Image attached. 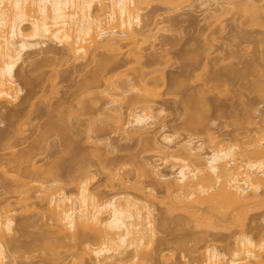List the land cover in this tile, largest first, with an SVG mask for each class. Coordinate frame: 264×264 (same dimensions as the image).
Wrapping results in <instances>:
<instances>
[{"label": "rangeland", "instance_id": "rangeland-1", "mask_svg": "<svg viewBox=\"0 0 264 264\" xmlns=\"http://www.w3.org/2000/svg\"><path fill=\"white\" fill-rule=\"evenodd\" d=\"M148 1L149 0L146 1V3L148 4L143 3V6L141 5L143 9L142 15L144 18V22L142 23V25L144 24L143 26H145V34L141 32L143 34H141L140 39L138 38L139 42L137 44L130 43L127 48H125V46L122 54L120 53L121 51H111L109 49H107L106 51L104 48L97 51V54L99 55L96 56H100L99 58H101V55L102 57L104 56L103 58H105L106 56L109 58L112 57L113 61L115 60L113 59L115 57L118 59V61L122 62L123 65L127 60L129 64L126 63L124 67L121 64V67L119 63L113 61V63L115 62V64L119 65L121 69L117 70L118 72L116 71V74H112V76H114L113 78L110 75L111 82L110 80L108 81L110 82V85H104V82H108L102 80L103 83H101L103 85H100L101 83L98 84L99 88L96 89L97 84H92V86L95 85L93 86V88L95 87L96 89V94L95 90H92L94 92L93 96L92 93H85V88L83 90L80 88V86L85 82L84 77H86L85 75H87L88 71H92L93 69L97 68L96 66L98 65V63L96 62L97 65H95L92 57H90V59L92 60H90V63L89 61L87 62V60L83 59H71V56H67L68 54L65 55L66 51L63 50L64 48L54 43H47L38 48H33L34 50H29L30 52L28 51L24 55L23 61H21V63L18 65L16 71L17 79H19V75L22 74V76L27 75V77L29 76L28 78L32 77L33 80L36 81L37 79L39 80V78H48V80H53L54 76H56L53 73L58 71H60L58 73L61 77L58 75L57 78H60H58V80L56 78L58 87L55 88H57V91L53 89V93H50L49 91L51 90H48L50 86L46 87L50 82L48 83V80L45 79L47 83L44 80V84L46 85L44 89L45 91L48 90L45 93L46 95L43 94V90H41L40 92V89L38 88L35 91L36 93H38L36 94L34 92L33 97L31 96L33 95L31 92L33 91V89H29L30 86L25 88L23 84L20 83V80H17L18 83H20V86H22V88H25L20 95V100H18L17 103L15 102L14 104L5 102L4 105V102L2 103L8 108L7 110V108L3 106V111L1 110V112H4V115L7 114L6 112H8L9 109L10 111L11 109L20 111V109H22L23 107L28 106L23 105V101H25V98L27 99L28 96V101H31V104H33V106H31L30 104L31 108H26L30 109L28 110V113L32 111L30 113L31 115H26L28 117L24 116L26 118H24V120L22 119L23 121L20 122V128L18 125H16L19 130L13 126V128L16 129L15 132L17 131L16 134L14 133V139H10L13 141H11L10 143L9 140L3 139V142L2 140L0 142V210H4V207L6 208L8 204L10 205V207L7 208H14V210L16 209L14 212V216L16 219L14 222L16 224L14 225L15 230H13V233L11 232V236L8 235L7 238L11 242L10 243L8 241V244L11 246L13 243L14 246L12 245L13 247H7L6 255L9 258L6 260V264H68L69 260V263L71 262V257H69L68 255L70 253L67 254L66 252L62 251L60 253L58 252L57 255L55 252L52 253L45 247L41 246L42 243H39L41 240L38 241V239L42 237L43 234H46V232V235L50 234V236L52 237V233H48V231L52 232L50 222L47 223L46 221H48V219H44V217L42 218V214H44V210H46L44 209V206H42L43 203L40 204L41 201H39L38 198H36V200L34 198V200H31L33 201V204H35L33 205L34 207L30 206L31 208L27 207L26 209H24L25 207H23L22 209V205L20 204V206L19 202L17 203V201L19 200L18 197H23V195H25L24 193L19 195V193L23 192L22 190H25L23 189L25 187H22V190L20 189L22 192L19 191V188H21L19 186L21 185L18 186V184H20V178L18 175H23L24 173L26 174V172L25 170H23L24 172L22 173L21 169H19L21 172L17 171L18 165L14 164L16 165L14 167L12 163H17L13 162L14 160H16L14 158H17V156L21 155V153H25L23 151L28 150L27 148L33 146V149L36 147L35 149L40 152L39 154L36 150H33L34 152L38 153L37 156L33 155L35 157L33 162L35 161L36 165L40 167H47V165L51 166V163H54L55 161H57V159L64 160L63 165L65 167L63 165H61L62 167L58 166L61 167V169L59 170V168L56 167L58 168V171L56 170V168L55 171L60 174L62 173V175L59 174L60 178H58L63 180V182L60 180L63 185L65 184L62 187L64 188L65 192L67 190L69 194L76 191L77 182L75 180V177L76 175V179H78L79 177V172H77L79 170H77V168H88V174L93 177L89 182V187L91 188L92 192L97 193L100 199L104 200L108 199V197H110L112 194L124 192V190H126V188L121 186L122 184H120V178L116 177L118 178V180L116 181L115 173L117 174V171H120V175H122L123 177L127 175L130 178L129 179L128 177H125L126 180L129 179V182L127 183L128 185L124 186L127 188L129 187L127 190L132 192L133 194H135L136 192L132 187L133 184L141 182L144 186H146L147 182L149 184V181H152L150 177L147 178L146 175H143V168L139 167L142 166L143 163H147V161L156 162L160 158V154H158V151L156 150L157 146L155 147L156 144L152 146L150 142H147L150 137L152 138L151 140L156 143V141L160 139L161 134H164V132L174 134L175 137L177 136L175 139L176 141L188 139L189 136L193 135L191 137H194V142L197 144L203 143V147H205L204 149H206L205 151L207 153L211 150V148L213 149L216 147H223L228 145H238V148L240 147L243 149H247L246 146L248 147L249 143H251L249 141L250 137L263 134L264 95L262 94L264 93H259L260 91L258 92L256 90H259L260 87H262L261 90L264 89V0H253V2L255 1V6L258 7L256 9V7L254 6L255 10H252L253 7L249 6L251 8V12L248 8L247 11L243 10L244 12H242L241 10V8L244 9V7L247 6L246 4H249L246 3L244 6V3L248 0H219L220 4H211V7L208 8L203 5L205 0H191V2H189L190 0H181V2L179 0V2L177 1L176 4H173L174 2L172 3L173 5L168 4V6L170 7L162 3L163 1L161 0ZM212 3L214 2L212 1ZM241 3L244 7H242ZM256 10H258V13L255 12ZM253 11L256 13L254 18L253 16H250L254 15ZM214 13L216 16L214 15ZM252 18L254 20L260 19L257 20L260 25L256 24L258 23L256 20V23H254V20L252 21ZM142 28L141 30H143ZM143 71L147 73L149 72L146 80H149V87L158 94L154 97L155 99L152 100V103L150 101L149 104H152L153 110H156L157 113L158 108L159 110L163 108L165 112L163 113L164 115H160L161 118L159 117V121L157 120L158 123L156 125L158 127L156 125L153 126L149 129L150 131H148V133H146L143 138L138 139L137 136H134V138L133 136L131 137V135L127 136L128 129L132 130L130 129L131 127H128L125 130L122 125L116 123L118 121H114L117 120L115 118L116 114L114 113V120L110 118V115L115 112L112 109L115 105H113L112 103H116L118 108H120L121 106L120 109L122 111L120 109L119 110L123 113V115L127 114V116H129L131 112V114H133V110L135 108V110L137 111L141 110L142 105L134 104L132 107L135 108L131 109L129 107L132 111L129 110L128 106L131 104L129 103V99L127 102L123 100L122 97L120 99H118V97H111V95H114L111 93L113 90L111 88L113 87L111 86V84H113L114 82L115 87L118 85L122 86L123 83H126V81L124 82L126 78L129 79V76L130 80L137 78V76L140 78V73ZM142 76L141 78H143L142 80H144V77ZM141 78L140 80L138 78L133 80L134 88L133 90H131V93L133 91L135 96L136 94L139 95V92H141L140 94L143 93V89L141 91V87L143 88L144 82L146 80L143 82L141 81ZM107 79H109V77H107ZM116 82H121L122 84L117 83L116 85ZM257 86L259 87L256 88ZM81 87L83 88L84 84ZM30 88L34 87L31 86ZM79 89H81L83 92ZM119 89H122V92L124 93L122 87ZM109 90L111 91L110 93L108 92ZM29 91L31 93H28ZM76 91L78 92V96L82 97L84 95V99L86 98L85 100L83 99V97L81 99H78L80 101L82 100L83 103L87 99L92 100H87V103L85 102L87 106L91 103V107L93 108L94 103L92 104V102L96 100L94 101L96 102V104L93 110H91V112H94L92 113L93 115L90 114L91 112L89 109V105L88 109L90 115L88 114L86 116V114L84 113L85 115L82 116L83 114L81 113L84 111L87 112L88 109H85L83 111V109H81L83 108V106H80L79 108L80 103L77 99H75L78 97ZM74 93H76L74 98L76 101L73 99ZM113 93H115L116 96H120L119 93H121V91L116 93L113 90ZM123 93H121V96L123 95ZM35 94L37 97L35 96ZM128 94L130 96L129 92L125 96L127 97ZM70 95L72 96V98H70ZM131 95L132 97L134 96L133 94ZM260 95H262V97ZM30 96L32 97L31 100ZM129 96L127 98L131 97ZM200 96H202V99ZM94 97L96 98L93 100ZM68 98L73 99L75 103L78 102V106L74 103V105L77 107L73 105V108H75V110L81 109V115L77 110V112L73 114V108H70L71 110L68 109L69 107H72L71 105L73 103H70V101L73 100H68L70 106H67L68 102L66 103L65 101L66 105L64 106L62 104L64 107L63 110L61 100H63L64 102V100H67ZM112 98H114L115 100ZM191 98L194 99H192L194 101L193 106H197L196 111L198 112H195L196 115L201 111L200 114H198V116L200 115V118L202 116L201 120L200 118H198V116L196 118L195 115H192L193 117H195L188 118L191 115H186L184 107L187 106V102L189 103ZM195 99H201L202 103H199H201L202 106L196 105ZM111 100H117L118 103L117 101L111 102ZM60 101L62 110L64 111V114H66L65 118H63L64 116H61L64 115L62 114L63 111H61V109L60 116L57 113H50L52 110L54 112L58 108L57 105L59 106ZM20 102H22V104ZM109 102H111V104ZM27 103L25 102V104ZM107 103H109V105H107ZM118 104L120 106H118ZM110 105L112 106V108H110ZM65 107L67 108L65 109ZM199 107H201V110L199 109ZM104 108L107 112L109 109L112 110L111 114L108 112L110 115L108 114L109 116L107 115V117H104V115L107 114ZM26 109L24 108L23 110ZM202 109H205L204 112ZM102 110L106 113H103ZM26 111H23V115L26 114ZM56 111L58 112L59 109ZM69 111H72L71 118L69 117ZM193 111H195V109H193ZM49 113L51 115L53 114V117L57 114V117L66 119V121L64 122H66L67 124L70 120L69 124H71L72 130L70 128V125H67L66 123L65 124L67 125V127L65 129V125L61 123L63 122V120L59 119V121L57 119V121L61 123V125H64L65 130L62 129L63 131L68 130V134H70V131H72L71 134L73 138L71 139H73V141H76V143L73 144L72 147L69 146V148L68 145H65V140L60 139L62 138L60 137L61 134L64 138L63 132L61 133L57 131L48 132L41 137L42 142L39 143L41 146L40 151L38 149V144H36L37 146L34 147L35 144L33 145V141L35 139L38 140L37 138L40 137L39 134L41 131H39L38 127H41V125H44L47 120H49V118H47L49 117ZM102 113L104 115H102ZM0 116H3V114ZM127 116L123 117L128 118ZM130 116L128 118L129 120L131 118ZM3 117H0V138L1 136L3 138V136H5L6 134L8 135L11 131L14 132V129L11 128V130L7 127L9 126V123L6 121V116ZM93 117L97 118V120L99 119L96 122L98 123L96 127L94 123V127L98 128L97 133H95V129H92L91 132L89 131L90 129H87L86 127L87 124L89 125V118L93 119ZM188 120H191L193 124L195 123L194 125H197L198 127H193V124L186 125ZM93 121L95 122V120H92L91 122ZM125 121H127V119ZM161 124L166 126L165 130H160ZM119 126H121L122 129L121 127L119 128ZM189 127L191 128L189 129ZM123 129L125 130V132ZM89 132H91V134H88ZM71 134L69 136H71ZM87 136L88 138L91 137L89 138L91 140L93 138L95 142L87 139ZM212 136L215 138V142ZM145 137L147 138V140H145L144 144V141L141 140L145 139ZM10 145L11 148H9ZM242 145H244L245 147H242ZM150 146H152L153 148H150ZM250 147L252 146L250 145ZM250 147L248 148L250 149ZM240 150L241 149H239V151ZM30 151L31 150H29V152ZM26 153H28V151ZM11 158L14 160H12ZM9 161H12V163H10ZM30 162H32V159L30 160ZM23 167L25 166L23 165L22 168ZM110 167H112L114 171H116L113 174V178H110L111 176L109 172L113 170ZM139 168L142 170H140ZM166 171L168 170L166 169ZM117 175L121 177L119 174ZM44 176L46 175H43L42 178ZM108 176L110 179H114V181H110ZM50 179L46 177L45 180ZM27 181L28 179H26V182ZM16 184L19 188H17ZM13 185L15 186L13 187ZM15 187L19 191V193L16 192L17 195L14 192L15 190H13ZM157 187V191H159L158 194H160L161 196L164 195V193L162 194V185ZM32 193L34 192L32 191L31 194ZM160 203L157 202L154 204L155 210L153 211H156L154 213V216L157 218L156 225H158L156 226V228L158 227V230H156L157 236L155 238L156 247L154 246L155 248L153 249L151 260H148L149 262H145L146 264H197L199 262L198 257L201 259V256H199L200 254L198 250V253L195 252V248H201L205 239H210L211 241L213 240V244H215L220 251L224 250L223 252H225V249L227 250L229 243L232 242V238H222L223 235H230L232 230L229 231L223 229L218 233L220 234V236L214 231L213 233L211 231L210 234L209 232L207 234L205 230L202 231L199 228L196 229V227H194V224L192 222L190 223V220L188 218L186 219H188L189 221L185 218H181V212L178 211L179 213L177 214L173 212L174 215L173 213L171 214L169 212V215L168 213H166V205L164 206V204ZM249 213V217H247L246 219V224L248 223V226L246 225L244 228L245 231L251 233L252 237L255 236L253 238L256 240L259 236L261 237V233H263L264 235L263 193L261 195V202L251 208ZM190 224H192V226ZM252 227L255 228L254 230L252 229L253 231L251 230ZM180 242H183V245L180 244ZM182 246L184 249L182 248ZM224 247L226 248L221 249ZM262 260L264 261V259ZM198 264H200V262Z\"/></svg>", "mask_w": 264, "mask_h": 264}, {"label": "bare ground", "instance_id": "bare-ground-1", "mask_svg": "<svg viewBox=\"0 0 264 264\" xmlns=\"http://www.w3.org/2000/svg\"><path fill=\"white\" fill-rule=\"evenodd\" d=\"M146 1L147 0H0V115L3 114V116H6V118L9 120L8 121L6 119V121L9 123V126L7 127L10 129L11 128L14 129V132L13 131L9 132V134L8 135L6 134L5 136H3V138L1 136L0 142L1 140L3 142V139L5 140L7 139L11 143V141L13 140L10 139L13 138L14 135L16 134L17 131L15 132V130L16 129L19 130L21 124L20 122H22L24 118L28 117L26 115L29 114L30 116L31 115L30 113L32 112L29 111L30 113H28V110L30 109H26L30 107L31 104V101H28L29 96L27 99L25 98V101H23L24 103L23 105L24 106L28 105V106L23 107L22 109H20V111H15L12 109L10 111L9 109V111L6 112L8 115L6 113H5L6 115H4V112H1L3 106L5 105V102H9L11 104H14L15 102L17 103V101L20 100L21 93L24 91L26 87L29 86L35 88L34 90V88L29 87V89L31 90L33 89V91H31L33 94L31 95L32 97L34 96V92L38 88L40 89V92L41 90L44 91L43 93L44 95H46L45 93L49 89L51 90L49 91L50 93L52 92L53 89L57 91V88L55 87H58L57 85L58 82H56V78L59 75L58 72H60L58 70H57L58 72L53 73L56 76L52 75L54 76L53 78L54 81L51 79L52 78L51 76H50L51 78L49 77L51 80H48V78H43V79L39 78V80L37 79L36 81L33 80L32 77H30L31 78L30 79L28 78L29 76L28 77L27 75L22 76V74H20L19 75L20 78L17 79L16 71L18 65L21 63V61H23L24 55L29 50L33 48L34 49L38 48L47 43H54L64 48L63 50L66 51L65 55L68 54L67 56H71V59L72 58H74L75 60L83 59V60H87V62L89 61L90 63L91 60L90 57H92L95 65H97L96 62L98 63V65L96 66L97 68L94 67L95 69H93L92 71L89 70L90 72L88 71L87 75H85L86 77H84L85 82L82 81L84 82L83 83L84 87L83 88L81 87L83 86L82 84L80 88L82 90L85 88L84 92L87 94L92 93L93 96L94 94L93 91L95 90V94H96V89L99 88L98 84H100L102 80L108 82L111 79L110 77L112 76V74L113 73L116 74V71L121 69L119 65L115 64V62L119 63L120 65L122 64V62L118 61V59L115 57L113 58L115 59L113 60L115 61L114 63L112 61V57H110L111 59L107 56H106L107 58L106 57L103 58L104 56L102 57V55L101 58H99L100 56L97 57L96 55H99L97 54L98 53L97 51H99L100 49L102 50L104 48L106 51L107 49L111 51L112 50L119 52L121 51L120 53L122 54L125 46H126L125 48H127L128 45H130V43L137 44L139 42V39L141 38L140 36L141 34L144 33V29H145L144 28L145 26H143L144 24L142 25V23L144 22L143 20L144 18L142 15L143 13L142 6L143 3L148 4L146 3ZM161 1H163L162 3L166 4L167 6L168 4L173 5L176 4L177 1L179 2V0L176 1L161 0ZM212 1L214 3H212ZM250 1L248 0L245 3L243 2L244 6L246 3H249L246 4L247 5L246 7H244L243 4L241 3L242 7H244V9L241 8L242 12H244L243 10L247 11V8L251 12L250 7H253L252 10H255L256 7L255 6L256 4L254 3L255 1L254 2L253 0ZM189 2H191V0ZM217 3H219V0H205L203 5L208 8L211 7V4L216 5ZM255 12L258 13V10H256ZM255 12L254 15H250V16L251 17L253 16L254 18L256 15ZM253 18L252 21L254 20ZM255 20L253 21L254 23H256V21L260 19H257L256 21ZM256 24L260 25L259 22ZM141 28L143 30H141ZM127 61L126 63H128ZM126 63L124 65L122 64L123 67L126 65ZM142 73L147 75H143ZM148 75L149 72L148 73L144 71L141 72L140 78L141 76L144 77V80H142L143 78H141V81L144 82ZM107 77H109V79H107ZM113 77L114 76H112V78ZM128 78L129 79L126 78V80H124V82L126 81L125 84L122 81L124 87L123 85L122 86L118 85L120 87L118 86L115 87L114 82L113 84H111V86L115 88L111 86L110 87L116 93H118L119 91L123 93L122 89H119L122 87L124 91L123 93L124 97H126L125 95L129 92L131 97L129 96V94L128 96L130 98H127L128 97L127 96L126 97L127 100H126V98H124L123 95L121 96V93H119L120 96H116V94L113 93V90L112 92L110 90L108 92L109 93L111 92L112 94L115 95L114 96L110 94L111 97L112 96L118 97V99L122 97V99L127 102L129 99L130 101L129 103L132 104L128 106L129 110L135 108L132 107L134 104L142 105L141 110L137 111L135 110L136 109L135 108L133 110L134 111L133 114H131L132 112L129 114V116L131 115L130 116L131 118L129 120L128 119L129 116H127V114L123 115V113L121 112L122 111L120 109L121 106L118 104V106H120V108H118L116 103H112L113 105H115L114 108L116 109L117 107L118 110L117 109L115 110L110 105V108H112L113 111H115L112 113L113 115L111 114L112 110H110L109 108H108L109 110L108 109L107 110L111 115L106 111L105 108L104 109L107 112V114L104 115L103 113L106 112L102 110L103 112L102 115H104V117H107V115L109 114L110 118H112L113 120L116 118L117 120L114 121H118L116 123L122 125V127L125 130L126 128L131 127L130 129L132 130L128 129L127 136L131 135V137L133 136V138L134 136H137L138 139H141L144 137L146 133H148V131H150L149 130L150 128H152L158 123L157 120L159 121V117L161 118V116L164 115L163 113L165 111L163 110L162 107H161L162 109L160 110L158 108L157 110L158 113L156 112V110H153V106L151 103L152 100L155 99L154 97L158 94L155 93L152 90V88L149 87L150 86L149 80H146L144 82L143 88L141 87V91L143 89V93L140 94L141 92H139V95L135 93L136 94L135 96L133 91L131 93V90H133L134 88L133 80L137 78L140 80V78L138 76L137 78L134 77L135 79H132L131 77L132 80H130V76ZM45 79L48 80V83L50 82L49 84H47V86L44 84ZM17 80H20V83H22L25 88H22V86H20V83H18ZM55 82H56V86H55ZM110 82H108L109 84L106 82L104 83L102 82V83L104 85L105 84L110 85ZM102 83L100 85H103ZM117 83L122 84L121 82H116V85ZM92 84L95 85L97 84L96 89L95 87L93 88V86L95 85L92 86ZM45 86L46 87L50 86L48 90L46 88L47 91H45L44 89ZM258 87L259 86H257L256 88ZM261 88L262 87H260L259 90L257 89L256 91L258 92L260 91L259 93H264L263 91L264 89L261 90ZM31 92L29 91L28 93ZM131 94H133L134 96L132 97ZM75 95L76 93H74L73 99L75 98ZM79 95H80V91H79ZM262 95L260 96L262 97ZM31 96H30V100L32 99ZM77 96H78V92H77ZM82 97L78 96L75 99L78 100L81 99ZM200 97L202 99V96ZM70 98H72V96ZM70 98H68L67 100L65 99L64 102L63 100H61L62 103L60 101L59 106L61 107L62 104L65 106L68 100H73ZM95 98L96 97H94L93 100ZM192 99L193 98L190 99L189 103L187 102L188 100L185 101L187 102V106L189 107L185 106L184 108L186 111V115L187 116L191 115L188 118H194L195 116L197 118L198 114H200L201 111L196 115L195 112H198L196 111L197 106L195 105L193 106L194 99L193 100ZM201 99L198 100L195 99L196 100L195 104L201 105L202 103ZM74 100L70 101V103L73 104L71 105L72 107H69L68 109L70 108L72 109L75 106ZM87 100L84 101V103L82 102V100L81 101L78 100V102L80 103L79 108L80 106L81 107L83 106V108L81 109H83L84 111L85 109L87 110L88 106L90 105L89 109L91 112V110H93L96 104V102H94L96 100L92 102V104L94 103L93 108L91 107V103L87 106L86 104ZM88 101H92V100L89 99ZM116 101L111 100V102H116ZM150 101H151L150 103L151 105L149 104ZM25 102L26 103L29 102V103L25 104ZM78 102H76L75 104L77 105ZM111 102L109 103L111 104ZM20 103L22 104V102ZM70 103L68 102L67 106H70L69 105ZM109 103H107V105H109ZM31 106H33V104H31ZM59 106L57 105L58 108L55 107L57 108L56 110L59 109L58 111L59 113L55 110V108H54L55 111L53 112L52 110L50 113H54V114L57 113L60 116L61 115L60 112L64 110V107L62 110V107L60 108ZM24 108L27 111L23 110ZM66 108L67 107H65V109ZM200 108L201 107H199V109ZM81 109L80 110L76 109L79 112V114L82 111ZM89 109L87 112L85 111L82 112L81 113L83 114L82 116H84L85 114L87 116L90 113ZM193 109H195V111H193ZM72 110L74 111L73 112L69 111L70 113L68 112L70 114L69 115L70 118H71V112L73 114L77 112L75 108H73ZM23 111H26V114L23 115ZM50 113H49V117H47L49 118V120H47L46 123L44 122L45 124L43 123L44 125H41V127H38L39 131L41 132L39 134L40 137L37 136L38 140L35 139L33 141V145L35 144L34 147L37 146L36 144H38L39 145L38 149L40 151L41 146L39 143L42 142L41 137L46 133L53 131H57L61 133L63 132L64 138L61 134L60 137L62 138L60 139L61 140L64 139L66 142L65 145H68V147L69 146L72 147V145L76 143V141H73V139H71L73 138L71 134L72 131H70L71 136H69L70 134H68V130L63 131L66 129L67 125H70V128L72 127L71 124H69L70 120L69 122L67 120L68 124L64 122L66 121V119H63L65 118L66 115L64 114V111L62 113L64 115H61L64 116L63 118L57 117L58 116L57 114H56L57 116L55 115L53 117V114L51 115ZM92 113L94 112L92 111L90 114ZM114 113L116 114L115 118L113 117ZM192 115L195 116L193 117ZM3 116L0 117L2 118ZM123 116H127L128 118H125ZM199 116L198 118H200ZM94 117L93 119L89 118L90 122L88 121V123L90 127L88 124L86 125V127L87 129L89 128L90 129L89 131L91 132L92 129L93 130L95 129L94 131L95 133H97L98 128L95 127L98 124L96 122L99 119L97 120V118ZM57 119L63 120V122L61 123L65 125V129H64V125H61V123H59ZM126 119L127 121H125ZM92 120H95V122L94 121L91 122ZM188 122L186 123V125L193 124L191 120H188ZM94 123H95V127H94ZM194 124L193 127L194 126L196 127L197 125ZM16 125H18L19 128H17ZM13 126L16 129L13 128ZM120 127L121 126H119V128ZM165 128L166 126L161 124L160 130H165ZM190 128L191 127H189V129ZM91 132H89L88 134H91ZM262 133L263 134H260L259 136L250 137L249 141L251 143L248 142L249 143L248 147H250V145L252 146L250 147V149L246 146L245 143V146L247 148V149L244 148L245 150L240 147L238 148L237 147L238 145L237 146L228 145L223 147H216L213 149L211 148V150L207 153L205 151L206 149H204L205 147H203V143L197 144L194 142L193 139L194 137H191L193 135L191 136L188 135L189 136V137L187 136L188 139L176 141L175 139L177 136L175 137L174 134L164 132V134H161L160 139L157 140L156 143L151 140L152 139L151 137L150 139H148L149 140L148 141L146 136L145 139L141 141H144L145 144V140H147V142H150L152 146L156 144L155 147L157 146L156 150L158 151V154H160V158L159 160L156 159L157 160L156 162L154 161L153 162L147 161V163L142 162L143 165L142 166L138 165V166L143 168V170L139 168L140 170L144 171V172L141 171L143 175H146L147 178L150 177L152 181L151 182L149 181V184L147 182L148 185L146 184V186H144L141 182H137L136 184H133L132 187L136 191L135 194H133L132 192L127 190L129 187L128 188L125 187L126 185H128L127 183L129 182L130 178L127 175H125L126 178L127 177L129 178L128 180H126L125 177L120 175V171H117L118 172L117 174L121 176L119 177L115 173L116 171H114L113 169L114 167L112 166L113 168L112 167L110 168H112L113 170L111 171L110 169L111 172H109L111 176L110 178H113L114 177L113 174L115 173V178L116 177L120 178L121 183L120 182L119 183L122 184L121 186L126 188V190H124V192H120V193L118 192L112 194L110 197H108V199H104V200L100 199L97 193L91 191V188L89 187L90 185L89 182L93 177L90 174H88L89 173L88 168L85 169L77 168V170H79L77 171L79 172V177L78 179H76L77 175L75 177V180L77 182L76 191L70 194L68 193L67 190L65 192L64 188L62 187L65 184L63 185V183H61V181L63 182V180L59 179L60 173H57L58 171L57 169L58 168L59 170L61 169L62 167L61 165L64 164L63 162L64 160L57 159V161L55 162L53 161L54 163H51L52 164L51 166L47 165V167L37 166L36 162L35 161L33 162V160L35 158L34 156L35 155L37 156L38 153L40 154V152H38V150L35 149L36 147L33 149L32 146L30 148H27L28 150L25 149L26 151H23L25 153H21V155H18L19 157L17 156V158H14L16 160L11 158L12 160H14L13 162H17V163H12V161L11 162L9 161L13 165L14 164L18 165L17 171L19 172L22 171L23 173L24 172L23 170H25L26 172V174L24 173L25 175L24 174L18 175L19 178L21 179V180L19 179L20 184H18V186L21 185L19 186L21 188H19L16 184L17 188H19V191L22 190V187H25L23 188L25 190H22L23 191V192L21 191L22 193H19L16 187L13 190H15L14 191L15 193L16 192L19 193V195L23 193L25 194L23 195V197L21 196L18 197L19 200L17 201V203L19 202V205L20 204L22 205L21 207L22 209L23 207H25L24 209H26L27 207L30 206L32 207L33 205H35L33 204V201H31L32 199L34 200V198L35 200L36 198H38V200L41 201L40 204L43 203L42 206H44V209L46 210H44L45 213L42 214L43 215L42 218L43 217L44 219L47 218L48 221L46 220L45 221L47 223L50 222V226L52 228V230L51 229L50 230L52 232L48 231V233H52V237L50 236V234L46 235L47 232L45 231L46 234H43L44 236L42 235V237H40L41 239L39 238L38 241L41 240L39 242L42 243V245L40 244L41 246L45 247L47 250L51 251L52 253L55 252L57 255L58 252L60 253L62 251L66 252L67 254L70 253L68 255L69 257H71V262H70L71 264H146L145 262L151 260L153 249L156 247L155 238L157 236L156 230H158V227L156 228V226L158 225H156L157 218L154 216L155 215L154 213L156 211L153 212L155 210L154 204L157 202L160 203L161 201H162L161 203L164 204V206L166 205V209H167L166 213L169 214L170 212L172 214L174 212L177 214L181 212L182 213V214L180 213V216L182 215L181 218H185V219L188 218L190 220V223L192 222L194 224V227H196V229L199 228L202 231L205 230L207 234L208 232L210 234L211 231L212 233L214 231L218 234L219 231H222L223 229L229 231L232 230L230 235L228 236L223 235L222 237L223 239L232 238V242L229 243L227 250L225 249L226 247L221 248V249H225V252H223L224 250L220 251L217 248V246L213 244V240L212 241L210 239L206 240L204 238L205 240L203 241L204 243L201 246V248L200 247H198L199 249L195 248L196 250L195 252L198 253L199 251L200 254L199 256H201V259L197 256L199 259L197 260L200 262V264H264V261L262 260L264 259L263 233L260 234L261 237L258 235L260 237V238L258 237L259 239L256 237L257 239L255 240L253 238L255 236L252 237L251 233L245 231L244 228L248 224V223L246 224L247 222L246 219L247 217H249L250 209L261 202V195L262 193L264 194V130ZM88 136L87 139L91 138V137L88 138ZM89 140L95 142L93 138L92 140L91 139ZM213 140L215 142L214 137ZM151 142L154 144H152ZM152 146H150V148ZM243 146L244 145H242V147ZM9 148H11V145ZM239 149L241 150L239 151ZM29 150L31 151L29 152ZM33 150H36L38 153L34 152ZM27 151L28 153H26ZM31 159L32 162H30ZM16 165H14V167ZM23 165L25 167L22 168ZM55 168L57 171H55ZM19 169H21V171ZM166 169L168 171H166ZM43 175L46 176L42 178ZM60 175H62V173ZM46 177L48 179L50 178L51 179L45 180ZM118 178H116V181L118 180ZM26 179H28L27 182ZM111 180L114 181V179H110V181ZM160 185H162V194L164 193V195H162L163 197L160 194H158L159 191H157L158 190L157 186ZM14 186L15 185H13V187ZM31 190L34 193L31 194L32 192ZM7 207H10V205L8 204ZM7 207L6 208L4 207V210H0V264L7 263L6 260L9 258L6 255L7 247L9 248L14 246L13 243H12L13 246L12 245L10 246L8 244L9 240L7 238L8 235L11 236V232L13 233V230H15L14 225L16 224L14 222L16 219L14 216V212L16 209L14 210V208L11 209ZM190 225L192 226V224ZM252 229L254 230L255 228L252 227L251 230ZM218 235L220 236V234ZM182 243L183 242H180V244ZM69 261L68 264H70Z\"/></svg>", "mask_w": 264, "mask_h": 264}]
</instances>
